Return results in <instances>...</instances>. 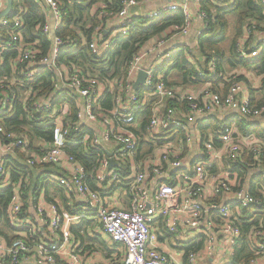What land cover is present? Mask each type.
Instances as JSON below:
<instances>
[{"label": "built area", "instance_id": "2783aa9c", "mask_svg": "<svg viewBox=\"0 0 264 264\" xmlns=\"http://www.w3.org/2000/svg\"><path fill=\"white\" fill-rule=\"evenodd\" d=\"M33 1L44 7L45 21L37 28L48 41L45 51L37 41L23 39V5L12 2L9 13L0 18V71L4 54H16L9 60L11 78L0 76V177L11 188L6 225L0 223V264H84L98 249H77L72 228L83 222L98 226L117 244L119 255L110 264H169L170 254L158 245V223L187 264L208 260L230 264L242 234L244 212L249 220L257 211L254 206L260 205L247 177L238 178L233 163H247L244 151L260 162L262 140L240 133L235 121L206 133L199 123L225 112L260 122L264 107L252 105L241 82H232L225 94L221 84L216 91L211 83L196 88L168 83L151 63L153 55L164 62L176 50V45L168 46L166 37L133 55L125 81L94 76L60 58L62 50L75 49L77 43L76 38L64 39L55 33L62 22L60 3ZM259 1L264 5V0ZM136 3L140 2L125 0L104 27L97 26L88 40L83 38L92 55L100 57L112 36L126 33ZM6 4L0 0V12ZM104 7L101 3L103 16L107 15ZM177 7L169 4L146 17ZM182 9L186 21L174 35L185 34L190 26L186 9ZM198 14L205 18L204 12ZM110 29L116 31L105 37ZM263 44L264 30L250 37V29H245L238 40L240 57H256ZM210 69L215 71L212 63ZM141 71L145 78L134 87ZM106 93L113 95L111 107L103 106ZM18 104L29 123L24 131L3 124ZM147 107L150 118L142 127V112ZM33 125L49 129V138L28 131ZM73 131L74 143L99 157L88 172L66 151ZM17 153L22 155L17 161H23L27 169L23 176L18 173L22 167L8 165ZM14 172L19 174L16 180L12 179ZM44 176L63 189L71 210L80 212L66 209L58 197L48 201L42 186L36 192L29 188V197L24 199L29 180ZM89 178L95 187L87 182ZM119 187L125 191L120 193ZM247 239L252 257L244 264H264V222L251 228Z\"/></svg>", "mask_w": 264, "mask_h": 264}, {"label": "trees", "instance_id": "16d2710c", "mask_svg": "<svg viewBox=\"0 0 264 264\" xmlns=\"http://www.w3.org/2000/svg\"><path fill=\"white\" fill-rule=\"evenodd\" d=\"M60 3L62 22L55 33L64 39H77L75 49L62 50L60 58L68 63H77L84 71H88L92 75L98 77L123 79L125 81L128 63L135 53L145 48L149 43H154L156 39L161 37H171L177 32V28L185 24L186 16L181 7L174 8L168 12H163L156 17L132 16L125 34L116 33L111 35L116 29H110L109 34L105 37L110 38L108 49L100 56L96 57L89 51L87 42H83V38L89 39L97 26L104 27L111 14L118 12L123 6L125 0H57ZM142 2L143 0H134ZM105 4L104 10L107 15H100V4ZM13 4H21L26 8L22 17L23 25L21 33L24 41H37L45 51L48 47V41L40 35L39 28L45 21L44 7L41 3L33 0H13ZM199 9L205 13L204 26L197 36L196 48L194 51L188 50L180 45L176 47L170 57L167 58L162 67L157 70L163 74L164 79L172 85H181L185 87L199 86L204 83H211L212 89L225 94L232 82H241L248 86V93L251 103L255 107H264V44L259 47V54L251 59L240 57L238 51V40L244 34L245 29H250V37L254 36L258 31L264 30V5L259 0H199ZM254 24V28L252 25ZM15 52L4 54L5 63L0 76L11 78V68L9 60L15 58ZM214 65L215 71L210 69V64ZM165 69V73L161 69ZM246 70L253 72L259 76L260 85L253 88L246 76L242 73L234 74L237 70ZM231 76L230 80L225 77ZM113 95L106 93L103 106L111 107ZM73 110V108H72ZM22 108L20 104L15 107L14 115L6 116L3 124L6 128L24 131V126L29 125L25 114L22 116ZM220 114L210 115L207 121H201L199 127L202 132L208 130L215 131L216 128L223 125L219 118ZM235 125L242 134H253L262 140L260 162L250 159L252 154L244 151L243 160L247 163L235 161L234 169L238 178L245 180L247 177L251 193L259 198V204L254 206L257 209L251 219H247L246 214L241 218V236L237 243L233 259L230 264H244L252 257L249 250L247 233L251 228L260 227L264 222V114L262 121L253 120L239 115H234ZM150 118V107L142 112V127ZM229 125V120H226ZM225 124V123H224ZM84 128V127H83ZM28 131H33L37 135H43L49 138V129L33 125ZM70 143L66 146V151L72 154L75 159L80 162L86 169L90 171L96 165L99 157L96 152L90 151L81 144L74 143L76 133L71 132ZM17 153L15 159L10 158L8 165L20 166L18 173H26L27 169L22 165L23 161L18 162L17 158L22 155ZM20 160V159H19ZM33 172V171H32ZM14 172L12 179L19 178V174ZM2 178L0 177V184ZM91 187L93 181L91 178L87 180ZM124 183L127 181H123ZM37 186L45 189V198L53 202L58 197L63 206L73 213L80 210H71L68 205V199L63 189L49 176L30 179L27 188L24 190L23 198L28 199V190L35 192ZM112 188H110L111 190ZM11 199V188L9 186H0V223L5 224V210ZM79 224L83 228H88L89 222ZM91 225V224H90ZM85 228V229H86ZM74 227L72 228V231ZM78 236L83 238L78 230ZM187 250V249H186ZM185 264H187L184 256Z\"/></svg>", "mask_w": 264, "mask_h": 264}, {"label": "crops", "instance_id": "0c3cea01", "mask_svg": "<svg viewBox=\"0 0 264 264\" xmlns=\"http://www.w3.org/2000/svg\"><path fill=\"white\" fill-rule=\"evenodd\" d=\"M192 0H186L185 3L181 2L180 0H155L153 2H140L136 3L132 6V13L135 14V16H148L149 14L153 13L156 10H164L169 4H178L179 7L185 8L186 13L188 15V19L190 21V26L188 31L185 34H178L173 35L171 37H168L167 43L176 45V47L182 45L186 47L188 50L194 51L196 48V41L197 36L200 34L202 28H203V19L199 16L200 9H197L195 4H191ZM186 4H188L190 8V12L188 11V6L186 8ZM194 13V14H192ZM191 17V20H190ZM242 73L244 76H246L250 82V85L253 88H257L260 85V77L255 75L253 72L246 71V70H237L234 74ZM200 86V85H199ZM248 85L245 84V87ZM198 87V86H196ZM196 87H190V88H196ZM220 88V85H219ZM220 114L219 118L224 121L223 124H226V120L235 121L234 115L235 113L232 112H225V113H214L212 115ZM255 121V120H254ZM57 198V197H55ZM87 224L86 222H83ZM90 223V222H89ZM84 227L80 228L74 227V230L72 231V234L74 236V243L75 245H78V250L84 248H88L90 246H94L98 251L94 254H92L90 257H88L84 264H94L97 262L103 263V264H110L112 261L116 260L119 255L118 246L116 243H114L108 236L103 234L98 226H92L88 225V228L85 229L86 225H83ZM2 228V227H1ZM76 230H78L81 234H83V238L78 236L76 233ZM157 233H158V245L159 247L165 249L170 254V260L169 264H185L184 257L180 256L177 252L179 251V248L173 245L170 241V236L163 228V225L161 223L157 224ZM204 264H213L211 260L206 261Z\"/></svg>", "mask_w": 264, "mask_h": 264}, {"label": "rangeland", "instance_id": "374dc122", "mask_svg": "<svg viewBox=\"0 0 264 264\" xmlns=\"http://www.w3.org/2000/svg\"><path fill=\"white\" fill-rule=\"evenodd\" d=\"M189 3H191V4H195L196 7H198L197 9H199V0H192V1L189 2ZM187 6H188V4H186V8H187ZM187 9H188L189 12L191 11L190 8H189V6H188ZM192 14H194V13H192ZM190 20H191V17H190ZM165 51H166V48L163 49V52H162V53L165 54ZM162 62H163V60H162V61L159 60V58H158L157 55H153V56L151 57V63H152L153 65H155V67H157V70H158L159 68L162 67V64H163ZM161 71H162L163 73H165V69H164V68H162ZM190 87H193V86H189L188 88H190ZM229 123H230V122H229ZM8 175H9V174H7V177H8ZM7 177H5V178H7ZM5 182H6V181L1 182L0 186H1V187L5 186ZM111 184H112V183L109 182L107 185H108V186H111ZM118 191H119L120 193H123L125 190H124V188L119 187V188H118ZM35 192H36V191H35ZM124 197H126V195H124ZM39 202L42 203V202H41V199H39Z\"/></svg>", "mask_w": 264, "mask_h": 264}, {"label": "water", "instance_id": "95a60500", "mask_svg": "<svg viewBox=\"0 0 264 264\" xmlns=\"http://www.w3.org/2000/svg\"><path fill=\"white\" fill-rule=\"evenodd\" d=\"M6 1H7L6 8L2 12H0V18L2 16L7 15L12 7L13 0H6ZM180 1L183 3L186 2V0H180ZM144 78H145V72L141 71L134 83V87H137L138 85H140L143 82Z\"/></svg>", "mask_w": 264, "mask_h": 264}]
</instances>
